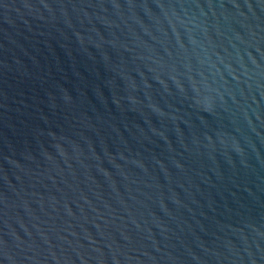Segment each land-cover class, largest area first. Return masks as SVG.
<instances>
[{"label":"water","instance_id":"1","mask_svg":"<svg viewBox=\"0 0 264 264\" xmlns=\"http://www.w3.org/2000/svg\"><path fill=\"white\" fill-rule=\"evenodd\" d=\"M0 264H264V0H0Z\"/></svg>","mask_w":264,"mask_h":264}]
</instances>
